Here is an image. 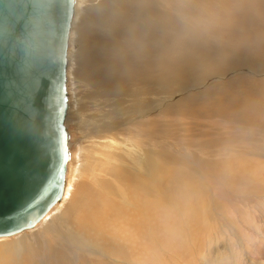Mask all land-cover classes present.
Instances as JSON below:
<instances>
[{"label":"bare ground","instance_id":"obj_1","mask_svg":"<svg viewBox=\"0 0 264 264\" xmlns=\"http://www.w3.org/2000/svg\"><path fill=\"white\" fill-rule=\"evenodd\" d=\"M94 1L77 0V5L84 7L74 31L73 79L99 90V99L106 101L112 97L116 108L126 101L132 103L133 96L141 95L143 101H133L138 111H125V125L119 126L118 118L109 121L110 124L99 123L95 136L91 120L79 122L85 130L82 134L87 146L80 149L75 173L72 172L74 161L70 160L56 212L42 220L37 230L2 245L0 250L12 245L27 256L13 258L0 252V264H27L29 255L42 256V253L53 256L54 263L61 264L59 253L44 249L47 241L44 234L55 232L52 228L57 224H61V231L53 235L67 242L107 244L119 238L132 245L134 236L142 239L147 235L140 232L141 225L164 224L168 219L157 217L148 201L149 197H156L153 188L160 192L157 200L167 204L173 196L191 197L188 191L193 187V176L203 167L198 166V158L245 154L244 146L235 151L226 149L229 144L226 138L221 148L218 144V149L213 150L214 142L219 141L213 138V145L195 148L197 156L186 152L185 159H178L168 151L170 143L157 139L160 125L183 131L186 126L192 130L189 125L193 124L200 130L220 119L231 126L236 123L233 118L238 116L253 127L264 128V83L253 80L264 76V0H104L95 5ZM260 45L263 51L257 54ZM156 90L169 93L165 96H178L169 99L170 103L164 100L156 105L145 104V96ZM119 97H124L125 102ZM174 112H180L179 116L184 115L185 119H161ZM132 113L138 115L132 119ZM211 130H207L205 137H212ZM202 134L193 137H204ZM128 144L130 149L124 151ZM132 145L151 152L155 164L150 165L146 158L133 159ZM211 153L215 155L212 157ZM205 164L211 163L204 161ZM171 170L177 171L171 174ZM168 184L171 187L162 191V186ZM132 189L135 194L140 192L139 198L144 203L143 206L139 203L141 206L137 205L136 210L133 202L138 199L132 197ZM185 204L192 209L195 206L194 200ZM179 206L183 210V205ZM132 209L137 213H132ZM137 215L141 219H136Z\"/></svg>","mask_w":264,"mask_h":264},{"label":"rangeland","instance_id":"obj_2","mask_svg":"<svg viewBox=\"0 0 264 264\" xmlns=\"http://www.w3.org/2000/svg\"><path fill=\"white\" fill-rule=\"evenodd\" d=\"M100 1L104 0H96L92 4L95 5ZM83 7V5L80 6L78 4L76 8L77 13L72 24L70 39L69 62L71 65H68V67L71 66L68 68L70 103L68 130L71 138L70 150L72 152L70 160L74 161L72 166L73 173H75V169H77V165L79 164L78 155H80L82 148L87 146V141L85 140L86 143L83 142L84 135L82 133L85 130L83 127H80L79 122L91 120L94 124L91 131L95 136V131H99L100 128L99 123L110 124L108 123L109 121L112 122L114 118H118L117 124L119 126L125 125V118L127 117L124 113L127 110H132V112L138 111L137 108L134 109L132 103L140 99H142L140 101H143V96L141 95H137L136 98L133 96L132 103L125 102L124 97H119L125 103L119 108H116L112 105V97H110V100L108 97L106 101L99 99V94L101 93L99 90L92 89L84 85L80 80H77V82L73 79L74 76L72 75L71 69L74 65L73 60L76 50V36H74V31L78 24L77 17H79L80 13L83 14V11H81ZM262 51L263 46L260 45L256 48L257 54H260ZM257 77L253 78V80L263 84L264 76ZM109 94L106 95L109 96ZM164 94L169 93L158 92L156 90L152 94L145 96L147 101H144V103L147 105H156L164 100L168 101L178 96L176 94L165 96ZM170 102L171 100L167 103ZM137 115L138 113H132V119ZM179 115H181L180 112H174L173 115L161 119L163 121H169L174 118L185 119L184 115L182 117ZM234 119L236 126L235 124L228 126V122L220 119L219 121L216 120L215 124L209 128L200 129L201 131L198 127L194 128L195 125L193 124L189 125L193 128L192 130L186 126L182 128L183 131H178L177 129L176 131L172 127L168 128L167 126L160 125L159 129L161 132L157 136V139H165L170 143L168 151L172 152L173 154L171 155L177 156L178 159H185L186 152L189 154L193 153L197 156L195 148L199 145L200 148L213 145V138L215 140L219 139L218 142H214L215 148L213 150L221 148L223 145L220 146V144L225 143L223 138H226L229 139V144H226V149L235 151L237 148L244 146L245 154L241 156L228 155L222 157L218 155L212 159L198 158V163H200L198 166L200 167L202 164L203 167L197 172L198 174L193 176L194 181L191 183L193 187H188V193L191 197L186 196L182 199L183 196H173L167 204L161 202V200H157L160 197V192L156 188H153L156 197H149L148 201H151L152 207L158 213L157 217L161 216L163 219L167 217L168 219L165 220L164 224L155 222V224L153 223L149 227L145 224L141 225L140 232L147 233L145 238L142 237L140 239L132 236V245L128 241L119 238L107 244L90 242L79 245L71 242L69 239V242H67L61 237L59 239L56 238L53 233L55 234L61 231V224H57L52 228L55 232L52 231L53 233L49 232L48 234H44L47 239L44 249L49 252L55 251L59 253L61 256L58 257H61L63 261H59L61 264H264V128L253 127L248 121L241 120L238 116L234 117ZM233 120L232 122H234ZM189 122L187 121L188 124ZM218 123L220 124L217 125ZM247 127H250L249 131L246 130L248 129ZM171 129L172 131L174 130L175 134H172ZM208 129H212V132L214 131L213 133L211 132V140L209 137H205ZM216 131H218L217 134ZM220 131L223 133L219 134ZM199 133H204L202 134L204 137H201V135L199 137H193V135H198ZM133 146V159L142 161L143 158H146L150 165L155 164L151 152L147 151L144 147L139 148ZM229 147L232 148L230 149ZM248 147L249 150L247 149ZM129 149L128 144L124 148V151ZM155 152L157 150H154ZM211 155L213 157L215 153H211ZM204 161L211 164L204 165ZM174 171L177 170H171L170 173L173 174ZM170 187L171 184L162 186V191H167ZM134 192L136 191L132 189V197L138 199V201H135L132 198L134 200L133 204H136L133 205L134 210H136V207L138 208L137 205L143 206L144 203L139 198L140 192H137V195ZM189 200H194L195 202L193 209L185 204V201L187 202ZM171 204L172 206H169ZM180 204L183 205V210H181ZM57 206L51 215H54ZM134 210L132 213H137ZM172 212H174L173 215ZM138 217L137 215L136 219H141V217ZM62 226L65 229L66 222ZM33 231L22 234H29ZM174 232H177L179 235L173 234ZM134 233L132 229V235ZM22 234L14 238L0 240V247L4 244L12 243ZM0 252L13 258L19 255L20 257L27 256L25 251L18 252L16 246L12 245L1 248ZM29 256L26 259L27 264H58L54 263L55 258L53 256H44V253H42V256ZM100 256H111V258L101 259Z\"/></svg>","mask_w":264,"mask_h":264},{"label":"water","instance_id":"obj_3","mask_svg":"<svg viewBox=\"0 0 264 264\" xmlns=\"http://www.w3.org/2000/svg\"><path fill=\"white\" fill-rule=\"evenodd\" d=\"M76 8L77 0H0V240L35 229L64 193Z\"/></svg>","mask_w":264,"mask_h":264}]
</instances>
